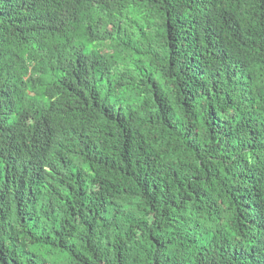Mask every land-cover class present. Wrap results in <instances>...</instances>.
<instances>
[{"label": "trees", "instance_id": "obj_1", "mask_svg": "<svg viewBox=\"0 0 264 264\" xmlns=\"http://www.w3.org/2000/svg\"><path fill=\"white\" fill-rule=\"evenodd\" d=\"M0 264H264V0H0Z\"/></svg>", "mask_w": 264, "mask_h": 264}]
</instances>
